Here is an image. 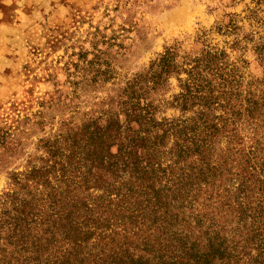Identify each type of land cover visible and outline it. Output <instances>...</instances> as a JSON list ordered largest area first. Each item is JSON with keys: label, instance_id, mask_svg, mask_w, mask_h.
<instances>
[{"label": "trees", "instance_id": "16d2710c", "mask_svg": "<svg viewBox=\"0 0 264 264\" xmlns=\"http://www.w3.org/2000/svg\"><path fill=\"white\" fill-rule=\"evenodd\" d=\"M208 36L194 53L167 47L12 175L0 264H264V79ZM171 77L180 92L155 103Z\"/></svg>", "mask_w": 264, "mask_h": 264}, {"label": "rangeland", "instance_id": "374dc122", "mask_svg": "<svg viewBox=\"0 0 264 264\" xmlns=\"http://www.w3.org/2000/svg\"><path fill=\"white\" fill-rule=\"evenodd\" d=\"M2 10L0 198L14 189L13 174L43 164L65 124L98 114L99 103L167 47L180 43L194 53L207 32L247 80L264 79L256 52L264 44V0H14ZM229 19L240 29L218 33ZM170 83L164 95L154 94L155 103L180 92L174 77ZM179 115L162 106L157 116Z\"/></svg>", "mask_w": 264, "mask_h": 264}, {"label": "crops", "instance_id": "0c3cea01", "mask_svg": "<svg viewBox=\"0 0 264 264\" xmlns=\"http://www.w3.org/2000/svg\"><path fill=\"white\" fill-rule=\"evenodd\" d=\"M13 1L14 0H0V34H1L2 30H3V21L2 20L4 18V13H3L2 8L5 5L13 4Z\"/></svg>", "mask_w": 264, "mask_h": 264}]
</instances>
